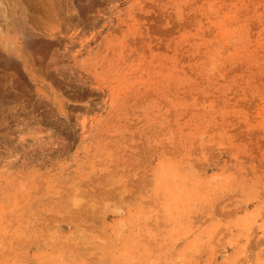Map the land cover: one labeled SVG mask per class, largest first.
Returning a JSON list of instances; mask_svg holds the SVG:
<instances>
[{
	"label": "rangeland",
	"instance_id": "rangeland-1",
	"mask_svg": "<svg viewBox=\"0 0 264 264\" xmlns=\"http://www.w3.org/2000/svg\"><path fill=\"white\" fill-rule=\"evenodd\" d=\"M10 2L0 264H264V0Z\"/></svg>",
	"mask_w": 264,
	"mask_h": 264
},
{
	"label": "bare ground",
	"instance_id": "bare-ground-1",
	"mask_svg": "<svg viewBox=\"0 0 264 264\" xmlns=\"http://www.w3.org/2000/svg\"><path fill=\"white\" fill-rule=\"evenodd\" d=\"M1 1L3 2V0ZM6 9L7 10L3 12L0 10V59L2 61L1 64H3V62H6L12 65L13 63H17L15 62L17 61L15 60L17 58L16 34L18 32V28L20 27L19 19L17 18L18 13L16 10V5L10 2L8 3V7ZM30 34L28 32H25L24 37H26L27 39H31ZM12 81L15 80L13 79Z\"/></svg>",
	"mask_w": 264,
	"mask_h": 264
}]
</instances>
